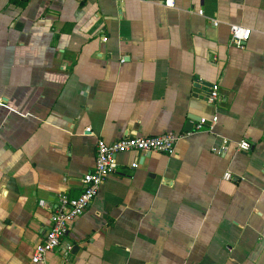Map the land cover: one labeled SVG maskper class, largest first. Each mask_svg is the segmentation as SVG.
Returning <instances> with one entry per match:
<instances>
[{
  "label": "crops",
  "instance_id": "1",
  "mask_svg": "<svg viewBox=\"0 0 264 264\" xmlns=\"http://www.w3.org/2000/svg\"><path fill=\"white\" fill-rule=\"evenodd\" d=\"M163 1L0 0V264H32L96 137L168 131L117 154L47 263L264 264V0Z\"/></svg>",
  "mask_w": 264,
  "mask_h": 264
},
{
  "label": "built area",
  "instance_id": "2",
  "mask_svg": "<svg viewBox=\"0 0 264 264\" xmlns=\"http://www.w3.org/2000/svg\"><path fill=\"white\" fill-rule=\"evenodd\" d=\"M166 6H173V0H164ZM202 14V11L199 10ZM216 23V22H215ZM251 30L248 27L241 25H232L230 27L231 42L242 47L243 43L248 40ZM217 84L212 85L209 90L208 100L210 102L217 98L218 91ZM217 121V116L210 118L209 122L206 117H201L196 123V129L210 130ZM90 130L89 127L86 128ZM186 133H177L168 131L160 135H139L132 134L124 136L112 142H106L100 137H96L95 145V160L93 168L84 173L81 182L82 190L74 197L62 195L59 197L54 210L49 216V223L45 227L40 242L34 247L31 262L32 264H48L47 255L53 252L60 243L61 238L66 234L69 224L78 216L82 215L86 208L91 203L92 199L98 192L100 184L107 176L112 174L116 167V156L119 153L127 151L140 152H160L170 154L173 148L181 137ZM251 147L250 143L244 139L239 140L237 148L239 150L247 151ZM134 167L136 163L132 164ZM223 177L230 178V173L225 172Z\"/></svg>",
  "mask_w": 264,
  "mask_h": 264
},
{
  "label": "water",
  "instance_id": "3",
  "mask_svg": "<svg viewBox=\"0 0 264 264\" xmlns=\"http://www.w3.org/2000/svg\"><path fill=\"white\" fill-rule=\"evenodd\" d=\"M197 86V85H196Z\"/></svg>",
  "mask_w": 264,
  "mask_h": 264
}]
</instances>
